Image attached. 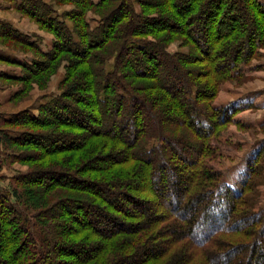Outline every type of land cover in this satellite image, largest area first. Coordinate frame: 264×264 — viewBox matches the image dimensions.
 <instances>
[{"label": "trees", "instance_id": "obj_1", "mask_svg": "<svg viewBox=\"0 0 264 264\" xmlns=\"http://www.w3.org/2000/svg\"><path fill=\"white\" fill-rule=\"evenodd\" d=\"M52 1L14 5L55 36L49 52L0 22L41 56L15 81L47 87L65 69L37 114L0 117V173L27 167L0 175V264H264L257 181L234 188L210 165L232 120L213 101L264 43V2Z\"/></svg>", "mask_w": 264, "mask_h": 264}, {"label": "rangeland", "instance_id": "obj_2", "mask_svg": "<svg viewBox=\"0 0 264 264\" xmlns=\"http://www.w3.org/2000/svg\"><path fill=\"white\" fill-rule=\"evenodd\" d=\"M1 1L0 8L8 7L6 2L8 0ZM20 1L15 0L11 7L15 9V3ZM43 1L54 3L52 0ZM93 1L98 2L99 0ZM259 1L264 2V0ZM136 7L140 10L138 5ZM73 8L74 6L71 4H54V10L59 15L71 11ZM14 12L8 13V18L13 20L20 15L26 21L23 23L27 27L22 24L21 26L35 31L23 34L27 35V39L35 41L43 52H49L53 48L55 36L40 29L36 22L16 9ZM3 15H5L4 19H0V22L7 21L12 24V21L7 20V13ZM94 15L91 12L89 17L94 18ZM237 23V27L241 28L243 18H239ZM92 24L95 25V23ZM12 26L15 27L13 24ZM212 27L213 29L208 30L206 38H211L218 31L216 25ZM15 29L21 32L20 29L16 27ZM169 50L171 52H186L187 48H181L179 41H173ZM39 59H41L39 51L10 39L0 38V117L25 110H31L37 114L40 105L60 93V82L65 74L64 65L60 66L52 76L47 87H39L36 84L34 86V82L25 85L14 80V78L23 75L22 64H31ZM232 77L234 78L219 84L217 96L213 101L214 107L229 109L232 120H228L220 137L213 143L218 148V157L212 160L210 165L221 171L223 182L234 188H242L244 182L250 177L256 180L258 183L256 192L248 195V198L257 210L264 207V43L257 47L254 56L241 65L239 72L232 74ZM21 89H26L28 92L21 98L12 99L13 94ZM249 161L254 163L250 165ZM7 162L4 163L0 173L6 180L4 185L10 183L9 180L16 175L17 171L27 169L19 164ZM259 168L261 173L256 174ZM169 183L171 184L170 181ZM169 183L167 184L169 185Z\"/></svg>", "mask_w": 264, "mask_h": 264}, {"label": "crops", "instance_id": "obj_3", "mask_svg": "<svg viewBox=\"0 0 264 264\" xmlns=\"http://www.w3.org/2000/svg\"><path fill=\"white\" fill-rule=\"evenodd\" d=\"M0 1H1V0H0ZM1 2H5V0H2ZM6 2H7V4H8V5H7L8 7L3 6V8H0V19H2V18L5 16V15H3V14L7 13L6 17L8 18V17H9V16H8V13L11 14V12H14V11H15V9L11 7V5L15 2V0H8V1H6ZM14 13H15V12H14ZM16 14H17V13H16ZM15 18H16V19H13V20H10V19L8 18L7 20L12 21L11 23H12L16 28L20 29L22 33L27 34V33H33V32H35V31H33L32 29H27V28H26L27 25L23 23V22L26 23V21H25L24 19H22V18L20 17V15H18V17H15ZM3 19H4V18H3ZM21 24H22V25H25L26 27H22ZM28 24H29V23H28ZM28 31H30V32H28Z\"/></svg>", "mask_w": 264, "mask_h": 264}]
</instances>
